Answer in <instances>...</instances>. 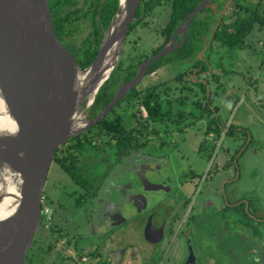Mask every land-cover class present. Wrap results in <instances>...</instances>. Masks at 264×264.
Returning a JSON list of instances; mask_svg holds the SVG:
<instances>
[{"label":"flooded vegetation","instance_id":"flooded-vegetation-1","mask_svg":"<svg viewBox=\"0 0 264 264\" xmlns=\"http://www.w3.org/2000/svg\"><path fill=\"white\" fill-rule=\"evenodd\" d=\"M75 1V8L82 9L72 13L69 19L83 29L86 21L90 25V15L84 17L87 8L83 7L85 0ZM234 2L210 0L199 11H203V16L213 15L215 18L212 34L206 42L204 38L201 42L202 49L213 43L219 45L217 41L212 42L213 33L219 21L227 19L226 13L232 9ZM176 4V0H141L132 21L136 23L132 29L129 26L127 36L137 26L143 28L148 25L147 18L155 15L156 9H163L155 18L159 25L158 36L162 38L157 47L161 49L177 30H182L184 18L174 26L168 38L162 32L168 27ZM68 22L66 20V24ZM190 24L186 28V36L183 31L176 34L175 44L185 43ZM75 35L76 32L69 34L66 30L59 39L72 54L75 50L73 45L81 40H76ZM200 51L203 53V50ZM151 52L148 57L153 55ZM168 62H177L184 67L189 64L188 61L181 64L164 59L160 66ZM184 67L169 78L168 83L152 84L160 85L153 94L162 100L164 119H149L147 109L138 102L143 90L148 87L138 88L140 81L156 69L151 72L146 69L139 83L122 97L133 89L138 92L136 96L130 95L122 101L129 106H122L120 110L121 102L118 107L121 114L128 109L133 110L132 119L127 120L123 116L122 121L126 128L132 129L127 147L123 139L105 132L98 133L95 124L83 132L85 135H77L80 142L67 140L60 145L58 155L67 158L71 154L66 164L74 172L71 175L52 160L51 164H55L56 168L55 177L47 182V174L41 200V208H47L49 217L42 215L40 219V224L49 227L55 236L56 241L51 246L57 250L60 264H82L87 259H94L95 264H123L131 258L136 261H130L133 264H264V203L259 199L263 190L257 189L256 195L236 190L242 170L240 158L245 154L247 156L257 143L250 130L247 127L224 126L219 121V106L215 105L214 94L209 89L202 91V102L191 101L193 105H203L199 112L202 118H206L203 121V127L206 125L204 140L197 158L200 168L183 169L180 166L183 156L172 158L173 151L162 149L165 137L179 135L180 130L189 125L184 126L190 110H186L183 100H178L184 95L174 93V83H183L177 91L182 87L191 91L194 85L202 82L206 88L209 87V80L201 77L209 71L194 69L193 72H184ZM181 71L184 73L178 75ZM191 92L197 97L194 89ZM174 100H178L175 105ZM214 120L216 126L211 122ZM229 126H233L231 131ZM222 129H225L224 134ZM241 131L245 133V138L237 134ZM152 137L155 141L151 145ZM225 137L227 140H223ZM223 142L228 145L223 147ZM160 173L171 183L168 187L164 183L160 186L164 189L171 187L170 190L161 191L160 188L165 193L160 195L159 192L156 197H151L154 208L146 206L142 212H136L138 199H145L143 192L148 190V181L156 180ZM261 175L264 176V169H261ZM202 253L205 255L202 256ZM27 260H31L28 251L23 264Z\"/></svg>","mask_w":264,"mask_h":264},{"label":"water","instance_id":"water-1","mask_svg":"<svg viewBox=\"0 0 264 264\" xmlns=\"http://www.w3.org/2000/svg\"><path fill=\"white\" fill-rule=\"evenodd\" d=\"M141 0H118L93 61L81 68L57 38L48 0H0V264H22L40 222L42 190L60 145L104 118L147 67L178 49L175 36L210 0H201L158 52L89 117L99 88L122 55ZM200 56L202 51L199 52Z\"/></svg>","mask_w":264,"mask_h":264},{"label":"rangeland","instance_id":"rangeland-1","mask_svg":"<svg viewBox=\"0 0 264 264\" xmlns=\"http://www.w3.org/2000/svg\"><path fill=\"white\" fill-rule=\"evenodd\" d=\"M244 1L245 0H242V2ZM262 3L263 4L260 7L261 12L264 9V1ZM160 11L163 12V9H156L155 15L147 18L148 25L143 28L141 26H137L127 36L122 55L120 57V59H123L125 64L130 62V58L137 60L139 55H149L150 52L161 43L162 38L158 36L159 25L156 24L155 20L156 14L161 13ZM227 21L229 20L226 19V22ZM87 28L88 23L86 21V23L83 24L82 30L77 29L75 35L76 40L82 39L87 34ZM257 48L258 46L248 43L246 36L243 47L226 51L225 48H221L219 45L213 43V51L208 53V55L202 53L201 56L199 55V51L197 53V58L199 61L201 59L202 62V64L198 66L201 67L203 65L206 67L205 70L209 71V73H206V76L201 77L209 80L211 92L217 88L219 89V99H214V102H216L215 105L219 106V121L224 126L233 125L247 127L252 133L253 138L257 139L255 148L250 150V153L247 154V156L245 154V156L240 158L242 170L241 177L236 182V190L239 189L242 190V192L248 191V193L256 195V190L260 188L263 190V193L259 195V199H261L264 203V176L261 175V169H264V153L260 152L264 150V56H262L261 52H259ZM184 66L185 65H180L177 62L165 63L154 72L145 75L140 81L138 88H144L145 86L156 83H168V79L171 77L173 78V75ZM187 67L188 65L184 67V69ZM212 75L216 76V78L213 77L212 79ZM174 84L176 88L174 93L177 96L182 94L184 95V98L178 100H183V103L186 105V110H190V114H187L188 118L185 121L186 124L184 126L189 125L185 128V130H180L181 133L179 135L174 134L172 137H165L164 140L166 143L162 149L166 151H173V153H171L172 158L175 155L183 156L181 158L182 163L180 164L183 169L191 167L198 170L200 168L197 160L198 151L202 141L204 140L203 132L204 129H206V125L203 127V121L206 118H202L199 112L203 105L201 103L193 105L191 104V101H203V86L201 84H196L192 88V90L194 89L196 91L195 93L200 99L199 100L197 97L192 95V90L187 91L185 87H182L179 91H177V88H179L178 86L183 84L182 82H175ZM168 85L169 84H167V86ZM206 90L209 91V87L206 88ZM190 92L191 94H189ZM178 100L176 101L178 102ZM176 101L174 100V105L177 104ZM122 106H129V104H126V101L122 102L120 110L123 109ZM132 112L133 110L131 108L122 112V115L127 118V120H130L132 119ZM207 119L210 120L208 116ZM205 122L207 123L208 121ZM211 122L214 123L215 126L217 125L216 120ZM221 132L224 134L225 129H222ZM237 134L242 136V138H245L244 132L241 131ZM223 140H227L226 137ZM151 141L152 145L155 138L152 137ZM225 145L228 144L223 142L222 146L224 147ZM158 151H161L160 148H158ZM54 165L55 164L53 163L51 164L47 182L55 177L56 168ZM164 175L166 174L164 173ZM160 183H162V185L164 183L166 187H168V184L171 186L167 177H163L162 173H160L159 178L156 180H149L147 184L148 190L143 192L145 199H143V197L138 199L139 201L137 203V207L135 208L136 212L144 210L143 208L146 206V208H154V202L152 199L156 197L159 192L170 190L171 187L164 189L160 186ZM256 183L259 186L256 185ZM160 188L162 189L161 191ZM162 193L165 192H161L160 195H162ZM155 209L160 208L156 207ZM134 236L135 235H133V237ZM33 238L34 241L32 240L29 247L30 250H28V255L31 257V260L29 262L28 260L25 261V264H60V258L57 250L53 247L52 250L48 251L47 249L48 245H51L56 241L55 236L50 232L49 227H44L39 222ZM55 246L57 245L55 244ZM204 255L205 253H202V256ZM126 259H128V257H126ZM128 260L136 263L133 258ZM130 261H127V263L123 262V264H133L130 263ZM82 264H95V261L94 259L92 261L87 259V261H83Z\"/></svg>","mask_w":264,"mask_h":264},{"label":"trees","instance_id":"trees-1","mask_svg":"<svg viewBox=\"0 0 264 264\" xmlns=\"http://www.w3.org/2000/svg\"><path fill=\"white\" fill-rule=\"evenodd\" d=\"M89 1V3H88ZM118 0H85L83 7L86 6V11L84 17L90 15V25L88 26L87 34L73 46L74 52L73 56L77 60L81 68L86 67L89 63L93 61L97 54L98 46L103 36L105 29L107 28L109 22L112 20L114 13L117 9ZM201 0H176V6L173 9V13L170 16V22L166 29L162 32L166 33V38L174 31V26L186 17V15L193 10ZM264 0H258L257 2H252L249 0H235L232 9L226 13V17L229 21L226 22L224 18L219 21L218 27L213 33L212 42H219L221 48H225L226 51H231L238 47H243L245 44V38L248 33L253 29L255 23L264 25V9L261 12L260 7ZM75 0H48V5L51 13V21L53 29L58 39L61 35L66 33L68 30L69 34H72L78 30H82L76 27L78 24L69 19V16L81 10L82 8H75ZM184 5V6H182ZM181 8V9H180ZM203 11L199 12L192 20L188 28V38L185 43L171 52L169 55L159 59L149 65L147 68L148 72L155 70L162 64V60L168 59L169 61H188V67L186 71H191L195 68L197 71H203L206 69L205 66H198L202 64L201 59L197 58V53L203 50V53L208 55L212 50L211 44L208 47L201 45L204 38L205 42L212 34V26L214 24L215 18L210 15H201ZM262 13V14H261ZM138 14V13H137ZM75 19H78L76 17ZM65 20V21H64ZM66 20L69 21L66 24ZM136 22L130 25L132 29ZM69 24V25H68ZM71 28H70V27ZM160 49V46L153 49L151 54H155ZM148 57V54L139 55L138 59L135 61L134 58H130V62L125 64L123 59H120L118 65L114 68L110 77L102 84L99 88L93 103L90 107L88 116H94L97 114L108 102L112 99L117 88L124 82L132 79L136 73V66ZM204 61V60H203ZM205 62V61H204ZM194 70V71H195ZM230 71V70H229ZM184 72H179L178 75H182ZM202 91L205 92L206 85L202 82ZM160 85H152L145 87L142 93V98L138 99V102L145 106L148 112L149 119L156 121L164 119L165 113L161 106L162 100L154 95V90ZM138 92L130 91L124 98H122L111 110L110 112L97 122L94 127L99 129L100 134L103 132L116 136L117 138L123 139L125 141L126 147L130 144V137L132 129L126 128L123 124V115L118 111V107L121 102L128 98L130 95L136 96ZM233 126H229V131H231ZM85 135V133H83ZM79 137L71 138L68 141L78 140ZM60 148H58L54 154L53 161L61 164L71 175L73 170L66 164V159L71 156V154L66 157H60L58 155ZM76 176V175H75ZM42 217H40L41 219ZM34 241V238H33ZM52 246L48 245V249ZM30 250V249H29ZM29 252V251H28Z\"/></svg>","mask_w":264,"mask_h":264},{"label":"crops","instance_id":"crops-1","mask_svg":"<svg viewBox=\"0 0 264 264\" xmlns=\"http://www.w3.org/2000/svg\"><path fill=\"white\" fill-rule=\"evenodd\" d=\"M249 1L257 2L258 0L257 1L249 0ZM247 40H248L249 44L254 45V46H258L257 50L259 52H261L262 56H264V25H260L259 23H255L253 26V29L247 35ZM211 77H212V79H213V77L216 78V76H214V75H212ZM209 89H210V82H209ZM217 89L212 91V94H214V99L215 98L219 99L220 94H219V89L218 90ZM214 103L216 104V102H214Z\"/></svg>","mask_w":264,"mask_h":264},{"label":"built area","instance_id":"built-area-1","mask_svg":"<svg viewBox=\"0 0 264 264\" xmlns=\"http://www.w3.org/2000/svg\"><path fill=\"white\" fill-rule=\"evenodd\" d=\"M40 214L41 216L45 215L46 217H49V211L47 210V208H41Z\"/></svg>","mask_w":264,"mask_h":264}]
</instances>
